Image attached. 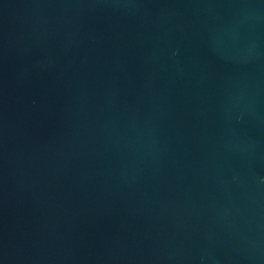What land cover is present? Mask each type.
<instances>
[{
	"label": "water",
	"instance_id": "95a60500",
	"mask_svg": "<svg viewBox=\"0 0 264 264\" xmlns=\"http://www.w3.org/2000/svg\"><path fill=\"white\" fill-rule=\"evenodd\" d=\"M0 264H264V0H0Z\"/></svg>",
	"mask_w": 264,
	"mask_h": 264
}]
</instances>
